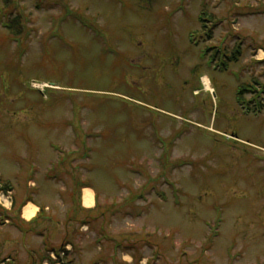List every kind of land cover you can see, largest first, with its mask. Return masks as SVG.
Listing matches in <instances>:
<instances>
[{
    "label": "rangeland",
    "instance_id": "1",
    "mask_svg": "<svg viewBox=\"0 0 264 264\" xmlns=\"http://www.w3.org/2000/svg\"><path fill=\"white\" fill-rule=\"evenodd\" d=\"M6 1L0 264H264V0Z\"/></svg>",
    "mask_w": 264,
    "mask_h": 264
},
{
    "label": "trees",
    "instance_id": "2",
    "mask_svg": "<svg viewBox=\"0 0 264 264\" xmlns=\"http://www.w3.org/2000/svg\"><path fill=\"white\" fill-rule=\"evenodd\" d=\"M7 2V4H9V0H7L6 1ZM10 5V4H9ZM18 22V20H14V21H10L7 25H8V28L9 29H13V28H11V26L13 27V25H15L14 26V28L16 29V31H17V34H20V25L19 24H16ZM13 31H14V29H13ZM17 34H15V35H17ZM239 54V52H236V54ZM235 54V55H236ZM236 57V56H235ZM240 94H241V92H240ZM15 210H13V212H14ZM9 212H7V214H8ZM11 213H12V211H11ZM11 213H9V215H11V218H10V220H11V225L12 226H16V229L17 230H19L20 232H22V233H27L28 232V230L27 229H25V227L24 226H26V225H24L23 226V224L20 222L21 220H20V218L19 217H17V218H14L13 216H12V214ZM8 218V217H7ZM68 219H70V217H68ZM88 222H83V224H87ZM33 231V230H32ZM68 243H70L71 244V242L70 241H68ZM49 251V250H48ZM61 251L62 252H60L61 254H63L64 255V257H68L69 256V252L66 250V248L64 247V248H61ZM60 253H56V255H57V257L59 258L60 257ZM46 260H48L49 258H45ZM51 264H60V262H52V260L50 259V260H48ZM67 264H74V262L73 261H68V263Z\"/></svg>",
    "mask_w": 264,
    "mask_h": 264
},
{
    "label": "bare ground",
    "instance_id": "3",
    "mask_svg": "<svg viewBox=\"0 0 264 264\" xmlns=\"http://www.w3.org/2000/svg\"><path fill=\"white\" fill-rule=\"evenodd\" d=\"M203 85L206 91H212L211 83L209 79L205 76L202 79ZM93 198L94 193L92 190H85L84 191V203L86 206H91L93 204ZM25 217L27 219H31V217L34 215V209L31 206H28V208L25 209Z\"/></svg>",
    "mask_w": 264,
    "mask_h": 264
},
{
    "label": "built area",
    "instance_id": "4",
    "mask_svg": "<svg viewBox=\"0 0 264 264\" xmlns=\"http://www.w3.org/2000/svg\"><path fill=\"white\" fill-rule=\"evenodd\" d=\"M0 196H1V197H4V195H2V194H1Z\"/></svg>",
    "mask_w": 264,
    "mask_h": 264
}]
</instances>
